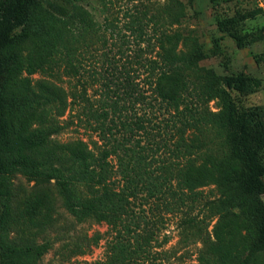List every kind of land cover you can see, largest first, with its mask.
Segmentation results:
<instances>
[{
  "label": "trees",
  "instance_id": "16d2710c",
  "mask_svg": "<svg viewBox=\"0 0 264 264\" xmlns=\"http://www.w3.org/2000/svg\"><path fill=\"white\" fill-rule=\"evenodd\" d=\"M107 3L0 0V264H39L49 252L38 239L55 221L52 184L76 220L108 226L107 256L96 264H145L165 214L204 235L198 264H263L264 205L252 207L242 185L262 186L264 106L231 115L209 107L212 88L247 97L262 81L201 66L210 55L199 40L173 30L185 17L180 0L127 10L123 27L98 21ZM260 13L238 12L218 28L245 48L261 36L240 25ZM87 53L101 71L85 68ZM59 72L75 91L34 79ZM67 112L97 140H56ZM209 130L223 136V155L208 150ZM18 176L34 182L30 193L16 190Z\"/></svg>",
  "mask_w": 264,
  "mask_h": 264
},
{
  "label": "rangeland",
  "instance_id": "374dc122",
  "mask_svg": "<svg viewBox=\"0 0 264 264\" xmlns=\"http://www.w3.org/2000/svg\"><path fill=\"white\" fill-rule=\"evenodd\" d=\"M185 5V17L173 30L182 32L185 36L197 38L210 58L202 61L201 66L213 68L221 75H237L244 73L262 81L261 87L247 97H240L235 91L224 86L212 88L214 100L209 107L214 112L223 111L231 115L239 106H264V0H180ZM109 10L106 13L98 10L97 19L104 22L106 18L115 19L120 27L126 20V11H136L137 8L156 12L166 6L167 0H107ZM260 9L261 13L240 25L242 33L254 32L261 39L245 48H239L235 40L228 33L221 32L218 20L229 18L236 13H248ZM130 36L134 44V37L130 32L123 31ZM111 42L109 43L110 46ZM115 48V47H114ZM117 53V49L115 48ZM114 52V53H115ZM132 52V51H131ZM97 54V53H96ZM85 68L101 71V61L94 54H86ZM35 80L50 79L67 92L76 89L75 81L64 76L61 72L57 77L37 74ZM99 85H95L90 93H95ZM100 90V89H99ZM99 95V94H98ZM98 98V96L96 97ZM68 127L54 138L61 142L75 139H84L87 142L97 140L88 129L80 126L76 115H67L63 118ZM158 122V119H154ZM207 144L208 150L214 155H223L227 151L223 136L216 130H209ZM264 160V155H263ZM16 190L25 195L34 188V182L18 176L15 180ZM58 199L57 212L54 223L38 239L39 243L48 242L49 252L44 255L39 264H96L104 260L108 251L110 238L109 228L94 219L79 222L70 213L58 189L51 185ZM248 203L252 207L264 205V178L260 188H249L242 185ZM207 198H214L216 190L213 186L204 190ZM165 227L159 232L150 249L149 259L145 264H198L197 258L200 250L204 249V239L201 234L193 231H183L180 227V218L165 214ZM217 219L211 221L210 226L203 234L212 235ZM264 264V258L262 259Z\"/></svg>",
  "mask_w": 264,
  "mask_h": 264
}]
</instances>
